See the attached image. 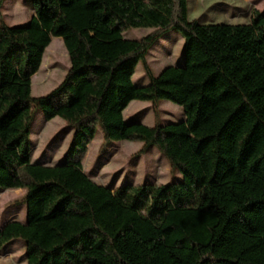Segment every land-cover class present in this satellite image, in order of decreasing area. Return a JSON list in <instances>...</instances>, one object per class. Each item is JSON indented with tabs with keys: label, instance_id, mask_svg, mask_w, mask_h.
I'll return each mask as SVG.
<instances>
[{
	"label": "trees",
	"instance_id": "16d2710c",
	"mask_svg": "<svg viewBox=\"0 0 264 264\" xmlns=\"http://www.w3.org/2000/svg\"><path fill=\"white\" fill-rule=\"evenodd\" d=\"M0 0V190L25 221L0 227V250L22 242L24 264H264V11L246 23L188 18V0H28L32 13L11 26ZM149 28L139 39L127 29ZM170 31L183 39L181 63L157 75L146 56ZM59 37L69 60L46 95H31L44 49ZM141 63L148 79L135 86ZM148 101L153 125L126 121ZM183 119L163 124L159 103ZM71 129L60 163L30 159L38 112ZM100 150L120 140L152 147L180 179L165 184L93 182L82 168L97 130Z\"/></svg>",
	"mask_w": 264,
	"mask_h": 264
},
{
	"label": "rangeland",
	"instance_id": "374dc122",
	"mask_svg": "<svg viewBox=\"0 0 264 264\" xmlns=\"http://www.w3.org/2000/svg\"><path fill=\"white\" fill-rule=\"evenodd\" d=\"M232 0H188V18L202 23H245L248 19L247 6L243 0H236V17H231L234 9ZM1 13L11 26L27 23L32 10L28 0H5ZM150 31L149 28L127 29L122 34L127 39H139ZM183 39L176 31H170L158 39L149 49L146 60L155 75L163 68L181 63ZM69 68V60L62 41L52 37L44 49L41 63L31 77V95L44 96L64 77ZM148 79L140 62H137L132 74L135 86L146 85ZM163 124L177 123L183 119L178 105L161 100L159 103ZM123 118L130 122H139L146 126L153 125V114L148 101H130L123 111ZM72 131L59 117L49 120L38 112L30 132V159L32 162L53 165L60 163L70 143ZM101 132L98 129L87 145L82 159V168L95 183L118 187L123 184L155 183L165 184L180 179L178 172L172 173L168 164L152 147L138 158L133 153L140 142L120 140L100 150ZM24 190H0V227L11 220L25 221V206L18 201ZM24 250L20 240H14L0 250V264H24Z\"/></svg>",
	"mask_w": 264,
	"mask_h": 264
},
{
	"label": "crops",
	"instance_id": "0c3cea01",
	"mask_svg": "<svg viewBox=\"0 0 264 264\" xmlns=\"http://www.w3.org/2000/svg\"><path fill=\"white\" fill-rule=\"evenodd\" d=\"M243 3L247 6V11H248L247 16L248 17H249L250 11L252 9H256L260 12L264 11V0H243ZM230 6L234 9V12H231L232 13L231 17L234 18V17H236V0H232V4H230ZM247 21H248V19H247ZM247 21H245V23ZM233 24H236V22H234Z\"/></svg>",
	"mask_w": 264,
	"mask_h": 264
}]
</instances>
